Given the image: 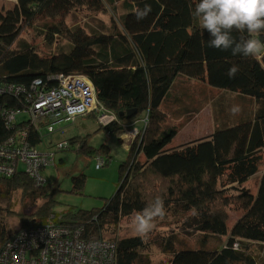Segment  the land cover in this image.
I'll return each instance as SVG.
<instances>
[{
  "label": "trees",
  "instance_id": "trees-1",
  "mask_svg": "<svg viewBox=\"0 0 264 264\" xmlns=\"http://www.w3.org/2000/svg\"><path fill=\"white\" fill-rule=\"evenodd\" d=\"M198 2L19 0L14 9L4 13L6 17H0L1 83L32 91V84L39 81L38 89L47 90L59 73L85 75L94 84L100 105L116 116L104 127L108 134L141 116L149 119L130 150L134 157L120 168L116 193L105 199L100 209L56 212L58 187L54 184L48 183L37 194L23 169L13 178L0 176V249L13 237L3 224L9 215L21 220L15 235L19 230L47 224L54 214L59 225L79 228L83 239L114 242L117 264H153L143 256L144 239L119 237V226L159 196L165 203L164 219L172 216L201 233L196 241L201 247H193L175 233L169 235L162 245L165 253L172 254L166 264H259L253 244L264 245V167L255 192L247 183L264 166V54L246 58L233 55L231 49L209 47L210 34L192 15ZM146 4L151 13L137 21L135 9ZM75 6L96 12L120 7L121 22L114 30L100 31L66 23L64 17ZM45 17L50 20L41 33L47 41L59 36V45L47 44L48 48L56 44L57 49L46 51L18 39L23 19L30 25ZM259 38L264 40V35ZM234 65L239 71L229 78L227 72ZM179 80L231 93L248 101L250 110L244 108L246 113L237 122H223L205 138L173 145L180 129L171 122L169 109L172 103L183 101L174 95ZM130 112H136L132 118L128 117ZM41 138L30 130L32 145H41ZM77 150L93 158L104 156L110 162L106 144ZM85 179V175L74 177L72 191H84ZM18 190L33 198L46 193L47 200L31 216L24 210L14 212L10 201ZM233 205L240 216L229 228L227 209ZM211 236L228 240L212 249L207 247ZM175 244L180 246L178 250Z\"/></svg>",
  "mask_w": 264,
  "mask_h": 264
},
{
  "label": "rangeland",
  "instance_id": "rangeland-1",
  "mask_svg": "<svg viewBox=\"0 0 264 264\" xmlns=\"http://www.w3.org/2000/svg\"><path fill=\"white\" fill-rule=\"evenodd\" d=\"M18 1H10L9 3L8 0H0V10L4 8L10 10ZM2 3L3 7H1ZM121 14L120 7L115 11L111 10V7H108L104 11L96 12L88 9L86 6H75L70 13L66 14L64 19L66 23L73 25L79 23L80 25L87 26L88 29L94 28L99 31L114 30L121 22ZM49 20L50 18L45 17L36 23L27 25V20L23 19L18 39L33 45L35 48H44L46 51L57 49L62 39L56 36L54 39L47 41L46 36L41 33L44 24L49 22ZM261 35H264V33H261ZM50 42H56L58 45L54 44L51 48H48L47 44ZM174 95L178 98H183L182 102L172 103L169 109L171 111V122L177 125L181 131L180 136L173 142V145L176 146L192 138L210 135L223 122L224 124L237 122L246 113H243V109L247 108L250 110L251 107L248 101L241 100L231 93L219 91L210 88L206 84H198L189 80H179ZM233 109H236V111L234 112ZM112 112V110L108 109L102 111V113L108 115H111ZM63 127L62 131H57L47 136L43 145L40 146L42 150L48 147L49 149L47 150H52L57 142L74 140L71 141L73 143L71 149L61 151L56 155V165H50L43 171L47 184L51 183L58 187L56 188L58 191L54 196L56 197L54 208L56 207V212L100 209L104 206L105 199H110L117 191L120 182L121 166L134 157L131 155V151H129L130 147L126 149L122 143L124 140L118 137L119 134L121 135L120 137L127 135L126 132L128 131L132 134V130L121 131L119 129L112 133V135H109L105 131L104 125L95 120L93 113L84 117H78L72 125ZM108 135L112 137H108ZM123 139H125L124 136ZM106 142H108L110 147V162L99 170L96 169L95 158L77 150V148L82 149L84 146L98 148L106 144ZM89 151L87 150L88 154ZM139 159L140 161L144 160L143 157H139ZM263 167L247 183L248 187L252 188L254 192L259 186ZM79 175L86 176L84 191H72L73 178ZM42 189L36 188L37 194L43 192ZM45 195L46 193L43 196L36 195L34 198L25 197L22 190H18L15 192L14 198L10 203L11 206L13 205L14 212L24 210L27 211V216H31L45 204V200H47ZM2 204L6 205L5 202ZM227 210L228 226L232 228L240 216V211H238L236 205L229 206ZM131 219H124L120 223L119 227L121 231L119 237L138 236L133 230ZM3 224L8 231L12 232V236L22 225L20 217L16 215H9L7 221L3 222ZM173 233L177 234L180 239H188L189 242L193 243V247H201L202 245L200 242L196 243L198 237L201 235L200 232L194 230V228L185 227L179 219L170 216L168 219H158L155 222L153 231L147 238H143L146 246L143 251L144 258L149 259L153 264H166L169 258L172 257V254L165 253L162 245L163 241ZM227 240L228 237L217 238L211 236L208 238L207 247L212 249L219 246L222 247L227 243ZM175 248L178 250L180 246L175 244ZM253 249L255 250V257L258 263L264 264V245L253 244Z\"/></svg>",
  "mask_w": 264,
  "mask_h": 264
},
{
  "label": "built area",
  "instance_id": "built-area-1",
  "mask_svg": "<svg viewBox=\"0 0 264 264\" xmlns=\"http://www.w3.org/2000/svg\"><path fill=\"white\" fill-rule=\"evenodd\" d=\"M53 81L54 86L47 90L38 89L40 82L35 81L32 91L0 82L1 177L13 178L23 169L36 188H43L47 184L43 171L56 165L59 152L72 148V144L64 140L56 143L52 150H42L40 146L47 136L90 113H95L98 123L104 127L115 121V115L102 113L107 109L100 105L96 88L87 76L59 73ZM30 130L42 137L41 145L31 144ZM122 130L129 129L123 125ZM95 163L99 170L108 160L99 155ZM57 221L53 214L43 226L19 230L1 247L0 264H117L114 242L83 239L79 228L59 225Z\"/></svg>",
  "mask_w": 264,
  "mask_h": 264
},
{
  "label": "clouds",
  "instance_id": "clouds-1",
  "mask_svg": "<svg viewBox=\"0 0 264 264\" xmlns=\"http://www.w3.org/2000/svg\"><path fill=\"white\" fill-rule=\"evenodd\" d=\"M151 11V6L147 4L135 9L136 20L145 19ZM192 15L202 29L210 34L209 47L231 49L233 55L246 58L264 54V40L259 38L264 33V0H199ZM234 32L239 33V37L234 36ZM238 71L239 67L234 65L229 68L227 75L234 78ZM143 122L147 126L148 117ZM165 215L164 200L157 196L141 211L134 213L131 219L133 230L141 238H147L153 231L155 222Z\"/></svg>",
  "mask_w": 264,
  "mask_h": 264
},
{
  "label": "crops",
  "instance_id": "crops-1",
  "mask_svg": "<svg viewBox=\"0 0 264 264\" xmlns=\"http://www.w3.org/2000/svg\"><path fill=\"white\" fill-rule=\"evenodd\" d=\"M143 117L144 116H141V117H139V119H135L134 121H131V122H127V124L128 125H132L131 127L132 128H130V130H132V129H138L139 131H143L144 130V123H143ZM125 126V125H124ZM126 128H128L127 126H126ZM129 129V128H128ZM134 131V130H133ZM127 133V135H124V137H125V139H121V140H124V142L122 141V143H123V145L125 146V148L126 149H128V147H130L129 148V151L131 150V146H132V144H133V142H134V140L135 139H133L134 138V132H132V134L131 133H129V132H126ZM180 133H181V131H180ZM180 133H179V135L178 136H180ZM211 134V133H210ZM109 135H112V134H109ZM108 135V137H112V136H109ZM121 135L119 134L118 135V137L119 138H121L120 137ZM177 136V137H178ZM207 136H209L208 134L207 135H205V136H200V137H198V138H192V139H189L188 141H183V142H189V141H193V140H198V139H202V138H205V137H207ZM115 137H117V136H115ZM177 137L174 139V142L176 141V139H177ZM185 140V139H184ZM108 144V142H106V145ZM127 146V147H126ZM108 147H109V144H108ZM47 149H49V147L47 148ZM109 149H110V147H109ZM110 161V160H109ZM56 210V209H55ZM57 211V210H56ZM63 212V211H62Z\"/></svg>",
  "mask_w": 264,
  "mask_h": 264
},
{
  "label": "flooded vegetation",
  "instance_id": "flooded-vegetation-1",
  "mask_svg": "<svg viewBox=\"0 0 264 264\" xmlns=\"http://www.w3.org/2000/svg\"><path fill=\"white\" fill-rule=\"evenodd\" d=\"M1 7H3V3H2V5H1ZM12 9H14V7L13 8H11L9 11H11ZM6 10H8V9H1L0 10V17H6V16H4L5 14V12H6ZM124 124V123H123ZM125 126H127L128 128H129V130H130V128H132L131 126L132 125H128V124H124ZM132 130H134V129H132ZM142 131H140L138 134H134V138L133 139H137V137L138 136H140V133H141ZM143 136V135H142ZM142 138V137H141ZM135 140H134V142H135ZM134 142H133V144H132V146H131V151L133 150V145H134ZM132 166V165H131ZM131 166L129 165V168H128V170H130L131 169Z\"/></svg>",
  "mask_w": 264,
  "mask_h": 264
},
{
  "label": "water",
  "instance_id": "water-1",
  "mask_svg": "<svg viewBox=\"0 0 264 264\" xmlns=\"http://www.w3.org/2000/svg\"><path fill=\"white\" fill-rule=\"evenodd\" d=\"M17 4H18V3L15 4L14 8L16 7ZM7 11H9V10H7ZM135 113H136V112H130V113L128 114V117H129V118H132L133 115H134Z\"/></svg>",
  "mask_w": 264,
  "mask_h": 264
},
{
  "label": "bare ground",
  "instance_id": "bare-ground-1",
  "mask_svg": "<svg viewBox=\"0 0 264 264\" xmlns=\"http://www.w3.org/2000/svg\"><path fill=\"white\" fill-rule=\"evenodd\" d=\"M10 1H13V2H15L16 0H8V2L10 3Z\"/></svg>",
  "mask_w": 264,
  "mask_h": 264
}]
</instances>
